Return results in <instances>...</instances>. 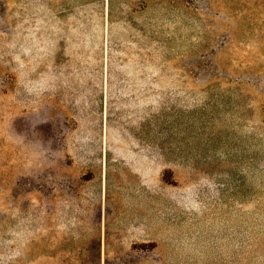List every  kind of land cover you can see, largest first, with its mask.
I'll use <instances>...</instances> for the list:
<instances>
[{"label":"rangeland","instance_id":"374dc122","mask_svg":"<svg viewBox=\"0 0 264 264\" xmlns=\"http://www.w3.org/2000/svg\"><path fill=\"white\" fill-rule=\"evenodd\" d=\"M0 264H264V0H0Z\"/></svg>","mask_w":264,"mask_h":264}]
</instances>
